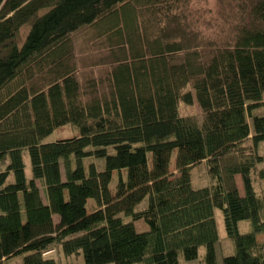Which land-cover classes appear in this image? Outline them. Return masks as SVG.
<instances>
[{"label":"trees","instance_id":"obj_1","mask_svg":"<svg viewBox=\"0 0 264 264\" xmlns=\"http://www.w3.org/2000/svg\"><path fill=\"white\" fill-rule=\"evenodd\" d=\"M263 92L264 0H0V264H264Z\"/></svg>","mask_w":264,"mask_h":264},{"label":"rangeland","instance_id":"obj_2","mask_svg":"<svg viewBox=\"0 0 264 264\" xmlns=\"http://www.w3.org/2000/svg\"><path fill=\"white\" fill-rule=\"evenodd\" d=\"M264 98V92L262 94ZM182 113H197L200 112V108L196 101H193L192 103H182L180 106ZM77 133V130L74 129L71 125L65 124L61 127H58L54 129L50 134H48L45 137V140H55L57 138L61 137H68L72 136ZM258 150L259 153L262 155V159H257L256 164L252 168L245 167L243 168L239 173L236 175L237 185L242 193H250V192H257L260 190V187L263 184V176L260 175V169L264 167V139L259 141L258 143ZM87 162L93 161L97 168L102 169L104 167L105 158L104 157H89L86 160ZM24 163H25V173L26 176L29 178L31 177V167H30V159L29 155L27 153L24 154ZM175 163V154L171 157V165L173 166ZM208 164L204 163L201 165H195L190 168L191 177L193 184L195 186H199L202 184H207L210 182V171L208 168ZM126 174L123 172V177H125ZM118 180V174L115 171L112 181H111V187H114L115 183ZM144 204V203H143ZM216 216H217V223H218V239L216 241V249H217V257L218 262L221 264L222 256L224 254H228L234 251V245L233 241L230 237L226 235V231L224 229L223 224V218L221 215V212L219 209L215 210ZM125 219H129L127 216H125ZM135 228L139 231L147 229L148 223L143 219H138L134 221ZM249 227V221L248 220H242L240 222V230L244 231L248 229ZM259 238L264 239V232L259 233ZM203 248L201 247L199 250V256L187 260V259H181L183 264H198L200 262V256H202ZM49 256L55 257V259L58 261V264H84L82 256L81 255H65L63 251L59 247H55L54 249H51L48 253ZM133 264H140L139 262H135Z\"/></svg>","mask_w":264,"mask_h":264}]
</instances>
